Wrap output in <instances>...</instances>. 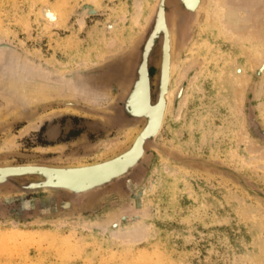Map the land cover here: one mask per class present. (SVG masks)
Here are the masks:
<instances>
[{
	"label": "rangeland",
	"instance_id": "rangeland-1",
	"mask_svg": "<svg viewBox=\"0 0 264 264\" xmlns=\"http://www.w3.org/2000/svg\"><path fill=\"white\" fill-rule=\"evenodd\" d=\"M153 2L0 0L1 73L23 80L43 65L92 76L90 100L19 103L0 122L12 121L0 133V162H93L129 131L147 127L152 118L141 124L107 115H120L116 103L127 82L120 66ZM217 4L212 22L205 11L187 30L177 29L182 77L159 133L144 136L146 146L155 140L159 148H145L131 173L66 212L44 210L58 206L53 191L1 192L0 264H264V139L254 129L255 122L264 131V0ZM196 57L200 65L188 64ZM156 70L151 60L150 76ZM33 121L38 127L22 133ZM12 151L37 156H7ZM113 231L141 236L134 242Z\"/></svg>",
	"mask_w": 264,
	"mask_h": 264
},
{
	"label": "bare ground",
	"instance_id": "bare-ground-1",
	"mask_svg": "<svg viewBox=\"0 0 264 264\" xmlns=\"http://www.w3.org/2000/svg\"><path fill=\"white\" fill-rule=\"evenodd\" d=\"M217 3L220 4V0H154L152 8L145 21V27L133 44L135 49H137L136 59L134 60L135 57H133L134 55L132 53L130 61L126 58V61L122 62V65L120 66V68H124L125 72L130 69L132 77H135L134 80L136 79V82L134 83V80H132V84L134 83L135 85L134 90L130 94V89L127 91V87L130 84L129 81H127L123 88L120 97L123 104L119 116H129L131 117V120H135L141 124L143 122H149V118H152V121L148 123L147 127H145L146 125L144 124L141 129L138 130L136 128V132L132 135L129 131L126 133L127 142L122 141L116 146L118 149L115 147L111 148V153L105 154L103 157H100L93 162H0V186L11 183L14 184L17 189L19 188L27 191L44 189L52 192L57 190V192L69 196L70 199L63 200L58 196L59 194L56 195L55 199H58V206H65L68 205L69 201L76 203L82 202L83 198L90 199L92 194L105 189L107 185L120 179L122 176L126 175L131 168L138 165L140 159L145 155L144 151L146 148V142L148 141L144 136L147 131H150V138L155 135L157 136L159 133L165 120V114L169 109V102L174 85L173 83L174 81L178 82L182 77L180 73H177V33L179 32H177V29L181 26L182 29L187 30L186 26L188 25H186V22L191 20L194 22L200 14L205 11H207V22H212L214 16L216 17L215 9L218 5ZM137 5L140 6V4ZM217 7L220 6L218 5ZM46 13L48 14L49 12L47 11ZM50 15L51 13L47 16ZM55 15L56 14L52 12L50 17L53 18ZM256 56L258 57V55ZM151 60L154 61L157 69L154 76H150L149 73ZM82 63L85 62L83 61ZM201 63L202 60L196 57L188 64L193 66V64L200 65ZM16 66H18V64ZM33 69L34 70L29 73V76H27L28 78L23 80L19 79L18 76H7V73L3 74L0 72L4 75L2 83L0 75V98L4 99L6 104H9L4 107L0 106V122L1 120H4L8 114L16 112L19 103L21 108H26L30 104H38L41 102H44L45 104H53V98L58 96L86 98L89 96V100L91 99L92 93L89 91V82L86 79L90 80L92 76L86 78L84 74L69 73H62L60 75V73L53 68L49 66L44 67L43 65L36 66ZM15 72L16 71H12L13 74H16ZM57 73L59 75L56 76ZM241 82L244 89V86L246 85L245 80ZM62 85L65 86L64 91H60ZM3 92L11 95H2ZM241 93L239 92L240 95ZM14 101H16V103H14ZM44 107H46V105ZM152 107H154V109H152ZM38 108L35 109V113ZM38 125L37 122L33 121L21 132L23 133L29 128H37ZM258 131L261 134H264L262 128H258ZM139 132L140 134L136 138ZM13 144L14 141L12 137L8 138L5 142V145L7 146H12ZM24 176V181L21 179L19 180L20 177ZM51 199L54 203L57 201H54L53 197ZM112 213H109L111 215L108 216L109 225L110 223H113ZM95 226L97 227L98 223H95ZM127 233L128 234L122 233V235L120 232L113 231L115 237L125 236L129 241H136L141 236L140 233L136 232L132 233L131 231H128Z\"/></svg>",
	"mask_w": 264,
	"mask_h": 264
},
{
	"label": "water",
	"instance_id": "water-1",
	"mask_svg": "<svg viewBox=\"0 0 264 264\" xmlns=\"http://www.w3.org/2000/svg\"><path fill=\"white\" fill-rule=\"evenodd\" d=\"M193 22V20H191V21H187L186 22V25H190L191 23ZM188 26H186L187 28H188ZM138 45V44H137ZM138 48V47H137ZM136 50L137 49H135V47L133 48V51L131 52V54H130V58H131V55H132V53H133V57H135L134 58V60L136 59ZM130 58H128L129 59V61H130ZM133 59V58H132ZM133 64H134V62H133ZM127 74H124V76L126 77V79H127V81H129V85H128V87H127V91L130 89V91H129V94L130 93H132V91L134 90V83L136 82V79L134 80V78L132 77V74H131V71H130V69H128L127 70V72H126ZM134 76V75H133ZM133 78V79H132ZM132 80H134V83L132 84ZM127 83V82H126ZM126 85V84H125ZM130 86H131V88H130ZM125 87V86H124ZM121 97V95L119 96V98H118V100H117V103H116V108H117V111H118V113L120 112V109L122 108V99L120 98ZM70 104V103H69ZM31 116V115H30ZM109 118H111V120H113V121H126V120H130V119H125L124 117H119V115L117 116V115H107ZM11 122L12 121H5L4 123H0V130H1V128H3L1 131H0V133L7 127V126H9V124H11ZM129 122V121H128ZM4 125H5V127H4ZM259 125V127L261 126L260 124H258V123H255L254 122V129H255V131L258 133V135L261 137V138H263L264 139V135L263 134H261L260 132H258L257 131V126ZM262 127V126H261ZM140 134V132L137 134V136H136V138L138 137V135ZM149 146H153V147H155V148H159V146L157 145V142L155 141V140H153L152 142H150L147 146H146V151H147V148L149 147ZM146 153V152H145ZM7 154V156L9 155V156H15V157H18V158H24V159H29V158H35L36 156H37V154L36 153H31V152H20V151H12V152H7L6 153ZM136 168V167H135ZM134 168V169H135ZM132 171V170H131ZM131 171L129 172V173H131ZM128 173V174H129ZM128 174H126L125 176H127ZM124 176V177H125ZM123 177V178H124ZM122 179V178H121ZM120 180H118V181H116V182H113V183H111L112 185H107L106 186V188H108V187H110V186H113V185H115V184H117L118 182H119ZM102 186V185H101ZM105 188V189H106ZM7 189H10V190H12L13 192H15V193H20V194H30L31 192H29V191H27V190H21V189H14V188H12V187H6V185H3V186H0V193L1 192H4L5 190H7ZM104 189V190H105ZM38 192H43V190H38V191H35V192H33V193H38ZM100 193V192H99ZM58 194H60V193H58L57 192V190L56 191H53V195H58ZM59 197H61L63 200H67V199H70L69 198V196L68 195H64V194H60V195H58ZM88 199L89 198H86V199H82L83 201L82 202H72V201H69L68 202V205H65V206H48V207H44V210L46 211V212H66V211H69V210H72V209H74V208H77V207H79V206H81L82 204H85L87 201H88ZM81 201V200H80Z\"/></svg>",
	"mask_w": 264,
	"mask_h": 264
}]
</instances>
